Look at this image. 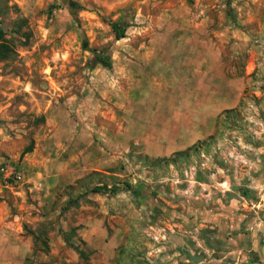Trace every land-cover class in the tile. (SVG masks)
Returning a JSON list of instances; mask_svg holds the SVG:
<instances>
[{
	"label": "rangeland",
	"instance_id": "374dc122",
	"mask_svg": "<svg viewBox=\"0 0 264 264\" xmlns=\"http://www.w3.org/2000/svg\"><path fill=\"white\" fill-rule=\"evenodd\" d=\"M111 20L139 37L116 39ZM192 21L211 54L205 106L197 64L127 69L140 41L190 36ZM0 25V258L33 250L34 232L23 264H264V0H0ZM186 97L196 118L176 124ZM75 147L78 185L53 202L30 190L27 162L43 172Z\"/></svg>",
	"mask_w": 264,
	"mask_h": 264
},
{
	"label": "crops",
	"instance_id": "0c3cea01",
	"mask_svg": "<svg viewBox=\"0 0 264 264\" xmlns=\"http://www.w3.org/2000/svg\"><path fill=\"white\" fill-rule=\"evenodd\" d=\"M176 9L177 7L175 8L173 5L169 6L168 8H164L163 10L175 11ZM172 22H174V20L166 19L161 27ZM201 24V22L195 23L192 21V27L190 29L192 35L190 36H180L176 39H172L173 37L171 34L169 35L168 32H162L156 36H150L147 41H140V45L134 50V55L136 54L135 56H137L136 60H133V57L127 58L128 73H130L131 68H133L131 65L134 66L136 63L138 65L139 72H141L143 69H147L149 65H152L154 68L161 66L162 64H167L169 66V64L171 65L172 63V60H175V65L173 67H175L178 71L181 69V67H185L187 70H190L191 75H193L192 70L197 64L198 68L202 67V74L204 76L202 90L200 91L203 94L200 97L201 102L199 105H207L210 102V96L205 98V91L208 92V95H210V83L208 82L210 79V74H208V72L210 71L211 54L209 51V46L207 44L205 45V42H202L198 39L199 35H195V26L199 28ZM145 29L147 28L145 27ZM138 37L139 36L135 35L130 37L126 36L124 38L131 40ZM199 42L201 43V47L200 45H195ZM143 44H145V46ZM143 48L146 50H143ZM200 57L201 59L199 60ZM178 75L179 72H174V77H172V80L177 82ZM205 75L208 76L206 82L204 79ZM190 84H192V78H187L185 83H178L177 86L181 87L180 89L182 90L188 91ZM205 99L207 100V103H205ZM192 101V98L186 97L184 100L178 101L177 104L175 103L174 107L179 108L187 106V108L176 109V114H174V118H172L171 121L179 124L180 116L178 114L180 113L182 117H186L185 122L182 125H185L189 122L192 123L194 118H196L191 107H189L191 105L189 102ZM201 117L204 119L205 115L201 114ZM75 149L76 147L67 150L65 149L66 152H60L59 155H63V157L65 155L67 158H60L58 162H44L43 172H41L42 168L37 166L39 165L38 162L33 161V167L31 166L30 162H27L29 174H27V178H25L24 181L30 183V190L40 191V193L42 192L41 196L43 198L53 202L56 198V195L61 191L62 188L70 184L78 185L82 178L85 175H88L89 172L85 170L86 164L83 166L81 165V161H83L81 155L83 152H78L79 154L75 153L74 155H71ZM68 154L70 155L69 157ZM91 170L92 169L89 167V171ZM13 244L14 243L10 244V254L8 257L0 258V264H23L25 261H30L28 259H30V254L32 253L31 251L35 253V249L37 248L38 250V247L36 246H33V250H30V248L23 249L20 245ZM47 254L48 252H43L41 254L42 256L34 254V259L42 261V259H46L48 257Z\"/></svg>",
	"mask_w": 264,
	"mask_h": 264
},
{
	"label": "trees",
	"instance_id": "16d2710c",
	"mask_svg": "<svg viewBox=\"0 0 264 264\" xmlns=\"http://www.w3.org/2000/svg\"><path fill=\"white\" fill-rule=\"evenodd\" d=\"M73 3L72 5L74 9H82L83 6H81L80 4L76 3V2H70ZM112 31L114 33V36L116 39H120L125 37L126 35V28H127V23L125 21H116V20H111L109 22ZM90 51L92 53V58L91 61L95 64L99 63L102 66L106 67V68H111L112 67V61H111V56L109 53H101L96 51L93 48H90ZM12 53V49L11 47L8 45L6 39H5V31L2 28V26L0 25V59L5 58L7 56H9ZM231 110L226 109L225 112H229ZM193 145L186 147L184 150H180V151H176V154H181V153H186L188 151V149H190ZM33 149V144H30L28 146H26V148H24L23 153H27V152H31ZM157 160H167V159H172V158H166V157H156ZM129 187V184H126ZM72 184L68 185V188H71ZM111 187H109L107 184H97L92 186L91 191L92 192H107L110 191ZM71 201V200H70ZM72 203H76L75 199H72ZM42 235L44 236V233H42ZM32 236L34 238V246L36 245L37 239L39 237V234H35L34 232H32ZM46 238V237H45ZM42 244L43 246L41 247V251L43 252H48V248L47 245L45 244V240H42ZM37 250V249H35ZM78 253L81 255L82 252L81 250H78ZM86 264H90L89 262L86 261Z\"/></svg>",
	"mask_w": 264,
	"mask_h": 264
},
{
	"label": "water",
	"instance_id": "95a60500",
	"mask_svg": "<svg viewBox=\"0 0 264 264\" xmlns=\"http://www.w3.org/2000/svg\"><path fill=\"white\" fill-rule=\"evenodd\" d=\"M262 253H263V256H264V247H263Z\"/></svg>",
	"mask_w": 264,
	"mask_h": 264
},
{
	"label": "built area",
	"instance_id": "2783aa9c",
	"mask_svg": "<svg viewBox=\"0 0 264 264\" xmlns=\"http://www.w3.org/2000/svg\"><path fill=\"white\" fill-rule=\"evenodd\" d=\"M17 177H18V175H17Z\"/></svg>",
	"mask_w": 264,
	"mask_h": 264
}]
</instances>
